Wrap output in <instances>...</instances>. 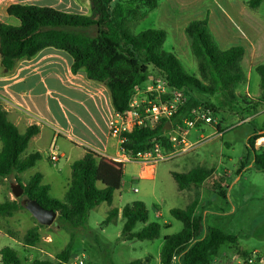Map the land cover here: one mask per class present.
Returning a JSON list of instances; mask_svg holds the SVG:
<instances>
[{
    "label": "trees",
    "instance_id": "1",
    "mask_svg": "<svg viewBox=\"0 0 264 264\" xmlns=\"http://www.w3.org/2000/svg\"><path fill=\"white\" fill-rule=\"evenodd\" d=\"M89 13L79 14L62 11L48 5L9 4L5 13L16 19L17 24L0 22V66L10 71L19 60L31 59L41 50L51 47L67 53L71 59V71L83 69L88 80L102 84L109 93L111 105L116 113L129 110L134 90L150 79L149 71L154 70L160 79L171 89L195 92L205 96L219 95L228 104L241 102L248 114L264 107V63L253 68L259 76L261 96L251 99L236 93L237 87L245 81L241 68L244 50L241 46H232L221 50L208 27L207 18L192 20L184 28L190 52L195 60L197 76L188 74L180 60L172 51H164L166 33L162 29H147L133 33L130 26L143 19L150 10L157 8L159 0H88ZM263 0H247L245 5L256 10ZM94 29L89 35L84 30ZM249 98V102L246 99ZM209 109L212 115L217 107L208 101L189 97L179 106L177 112L167 120H160L154 127H135L125 134L122 148L135 155L151 148L152 142H158L164 150L170 144L165 138V124H182L184 119L192 118V111ZM261 130H264V126ZM258 130L247 139V153L251 165L264 172V148H255L259 138ZM38 128L29 126L24 133L9 122L6 112L0 104V182L11 174H20L32 168L41 159L38 152L24 155L28 142L37 134ZM241 162V169L244 168ZM212 173L211 168L195 166L186 173L172 172L178 190L194 186L198 188ZM123 180L122 166L113 161L99 158L91 150L70 165L69 186L63 200L49 195V186L42 183V175L35 173L22 181H14L23 188L22 197L0 202V218L10 217L14 212L25 209L23 198L35 200L41 207L57 213L56 223L69 234L70 241L74 231H83L90 211L105 203L107 211L104 225L115 221L120 215L123 220L120 236L125 241L154 240L161 229L169 224L148 222L149 213L141 201L126 204L119 211L111 207L113 193ZM213 190L224 197L221 186L213 185ZM199 193L183 209L172 208L169 214L182 224V229L172 235H166L159 252V264H172L174 255L179 256L177 264H210L211 258L225 244L236 243V237L220 230L204 226L201 217L196 216ZM141 225L135 230L137 225ZM26 230L22 244L34 247L40 240L38 228ZM10 235L12 232L8 231ZM70 241L53 260H34L30 264H72V244ZM17 252L4 246L0 249V264H20ZM134 260L128 264H141Z\"/></svg>",
    "mask_w": 264,
    "mask_h": 264
},
{
    "label": "rangeland",
    "instance_id": "2",
    "mask_svg": "<svg viewBox=\"0 0 264 264\" xmlns=\"http://www.w3.org/2000/svg\"><path fill=\"white\" fill-rule=\"evenodd\" d=\"M218 1L225 8V1ZM12 3L50 4L70 13H89L88 0H0V22L17 24L15 18L5 13L6 7ZM160 3L162 0H159L157 8L150 10L143 19L133 23L130 30L136 34L151 28L162 29L166 33L163 50L172 51V37L160 26L164 23L163 17L159 16ZM257 12L264 14V0L257 8ZM84 32L93 35L94 29H86ZM178 59L188 74L197 76L196 63L192 56L189 64L179 56ZM149 75L150 79L139 88L146 95H149L147 92L149 86L163 80L154 70H150ZM259 82V76L253 72L248 80L238 86L236 93L240 98L249 95L257 99L262 93ZM183 93L185 100L195 97L200 101L213 103L217 107V113L212 116L214 122L207 125L196 119L195 125L186 137L189 147L181 154L157 163L152 177L146 174L148 178L140 179L138 177L140 166L136 163L123 166L122 184L113 193L111 207L121 210L126 204L141 201L148 210V222L169 223V228L161 229L157 239L123 240L120 236L123 224L120 215L115 221L107 225L102 224L109 207L105 203H100L90 211L83 231H74L71 241L69 234L55 221L50 226L41 225L38 228L40 240L34 247H25L21 241L26 230L37 225L27 210L16 211L10 217L0 218V249L9 246L17 252L20 264H30L34 260H53L70 241L73 246L72 264L79 260L82 264H128L134 260H141V264H158L164 236L175 234L182 229L181 222L174 219L169 214V210L183 209L198 192L200 198L195 214L201 217L204 226L214 227L236 237V246L225 244L212 256L210 264H228L235 248L248 252L259 250L264 253V172L251 165V157L246 151L248 137L254 130H261L264 126V107L260 106L259 110L263 111L257 114L248 115L243 110L244 104L241 102L228 104L221 101L219 95L205 96L188 91ZM246 102H249V98ZM199 109L202 110L197 108ZM220 123L224 135L212 137L213 128L215 130ZM196 127L203 130L200 131ZM259 147L264 148V146ZM242 161L245 162L244 168L241 169ZM42 165L48 172H55L47 162L37 163V167ZM195 166L218 169L215 175L210 176L198 188L190 186L182 191L178 190L171 173H186ZM31 171V169L27 170L23 177L27 178ZM225 173H229V176ZM52 178L56 180L55 176ZM14 183L16 182L13 176L0 182V202L9 198L15 199L10 190V184ZM214 184L221 186L224 197L213 190ZM227 193L228 197H226ZM140 227V224L137 225L135 230ZM178 260L177 258V263Z\"/></svg>",
    "mask_w": 264,
    "mask_h": 264
},
{
    "label": "crops",
    "instance_id": "3",
    "mask_svg": "<svg viewBox=\"0 0 264 264\" xmlns=\"http://www.w3.org/2000/svg\"><path fill=\"white\" fill-rule=\"evenodd\" d=\"M224 1L225 8L218 0H162L159 16L163 17L164 23L160 26L172 37V51L189 64L192 54L184 28L192 20L207 18L209 30L221 50L232 46L243 48L241 68L246 81L253 68L264 63V14L249 9L244 0ZM71 64L72 59L67 53L48 47L31 59L17 61L10 71H4L0 66V104L7 119L19 133H24L32 125L38 128L24 155L38 152L41 155L39 161L47 162L55 170L50 173L44 165L37 167L38 161L29 168L32 171L27 178L23 174L29 169L10 176L13 180L17 177L24 181L40 173L42 183L49 186V195L57 200H63L68 189L70 165L81 159L86 150L109 161L120 154L119 143L109 135L107 127L108 119L113 116L108 91L102 84L88 80L83 69L73 73ZM216 128L224 135L221 123ZM257 135V139L263 141L255 142V147L264 146V130H258ZM1 146L0 142V150ZM51 151L57 155L56 161L50 160ZM136 164L140 166L139 177L141 165ZM217 169L212 170L210 176L215 175ZM242 251L248 252L237 248L234 252ZM253 251L264 255L259 250Z\"/></svg>",
    "mask_w": 264,
    "mask_h": 264
},
{
    "label": "built area",
    "instance_id": "4",
    "mask_svg": "<svg viewBox=\"0 0 264 264\" xmlns=\"http://www.w3.org/2000/svg\"><path fill=\"white\" fill-rule=\"evenodd\" d=\"M137 87L130 99L129 110L124 113H116L113 109V116L108 119L107 127L109 135L114 137L120 146V154L113 157L112 161L121 166L128 163H139L141 165L140 178H148L146 174L152 177L154 166L164 160L173 158L186 150L189 147L186 137L189 130L195 125V120L198 119L204 124L214 122L211 112L207 110H193L192 119H184L182 124L172 126L170 129H165L166 141L170 144L169 150H164L163 147L156 141L152 142L151 148L144 152H138L135 155L125 151L122 144L125 141V134L130 133L135 127H154L160 120H169L185 102L184 93L181 90L171 89L166 83L161 80L153 86H149L144 94ZM111 104V101H110ZM112 106V105H111ZM212 137L222 136V131L215 127ZM256 139V143L258 144ZM51 161L57 160V155L51 151L49 154ZM150 170V171H147ZM150 178V177H149ZM134 191H137L134 189ZM228 197V193L226 194ZM179 256L174 255L171 263L177 264ZM74 264H82L79 260ZM228 264H264V255L258 252H234L230 256Z\"/></svg>",
    "mask_w": 264,
    "mask_h": 264
},
{
    "label": "water",
    "instance_id": "5",
    "mask_svg": "<svg viewBox=\"0 0 264 264\" xmlns=\"http://www.w3.org/2000/svg\"><path fill=\"white\" fill-rule=\"evenodd\" d=\"M164 129H170V123L165 124ZM11 194L15 199L22 197L23 188L21 185L14 183L10 184ZM21 203L23 204L25 210H27L35 221L42 226L52 225L57 217V213L52 209H45L41 207L35 200L23 198Z\"/></svg>",
    "mask_w": 264,
    "mask_h": 264
},
{
    "label": "bare ground",
    "instance_id": "6",
    "mask_svg": "<svg viewBox=\"0 0 264 264\" xmlns=\"http://www.w3.org/2000/svg\"><path fill=\"white\" fill-rule=\"evenodd\" d=\"M263 141V139H259L258 142L261 143Z\"/></svg>",
    "mask_w": 264,
    "mask_h": 264
}]
</instances>
